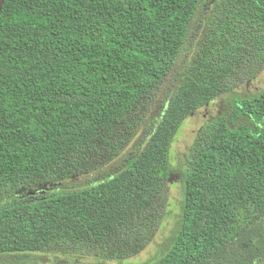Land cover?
<instances>
[{
	"label": "trees",
	"instance_id": "obj_1",
	"mask_svg": "<svg viewBox=\"0 0 264 264\" xmlns=\"http://www.w3.org/2000/svg\"><path fill=\"white\" fill-rule=\"evenodd\" d=\"M200 1L5 0L0 254L67 249L129 264L171 214L174 136L228 97L231 113L207 122L190 150L180 226L151 264H264V90L232 92L246 66L264 69V0H220L224 14L147 118Z\"/></svg>",
	"mask_w": 264,
	"mask_h": 264
},
{
	"label": "rangeland",
	"instance_id": "obj_2",
	"mask_svg": "<svg viewBox=\"0 0 264 264\" xmlns=\"http://www.w3.org/2000/svg\"><path fill=\"white\" fill-rule=\"evenodd\" d=\"M219 2L220 0H201L198 4L186 46L180 53L172 70L162 82L158 94L155 96V102L150 104L147 118L154 117L160 110L164 109V102L175 92L184 69L189 67L194 56L196 57L197 49L204 41L210 19H216L221 13L224 14L225 9L218 7ZM252 58L253 54H250L248 59L251 60ZM251 67L246 66L245 79L232 91L235 96L236 93L244 96H255L264 90V69L252 74L253 68ZM227 99L228 97H223L201 107L180 126L174 136L170 150V175L164 188L171 214L163 220L162 226L158 228L151 242L129 259V264H151L170 248L183 216L184 177L190 150L207 122L216 116L226 114V112L231 113V108L227 105ZM243 122L244 119L241 120V123ZM146 130V127L141 128L136 136L130 140L126 146L127 152L138 144L139 139ZM86 176L89 177L87 173ZM66 250L57 249L40 253H1L0 264H126L123 263V259H113V261L103 259L108 261H102L90 253L80 256Z\"/></svg>",
	"mask_w": 264,
	"mask_h": 264
},
{
	"label": "water",
	"instance_id": "obj_3",
	"mask_svg": "<svg viewBox=\"0 0 264 264\" xmlns=\"http://www.w3.org/2000/svg\"><path fill=\"white\" fill-rule=\"evenodd\" d=\"M4 2H5V0H0V15H1V12H2V8H3V5H4Z\"/></svg>",
	"mask_w": 264,
	"mask_h": 264
}]
</instances>
